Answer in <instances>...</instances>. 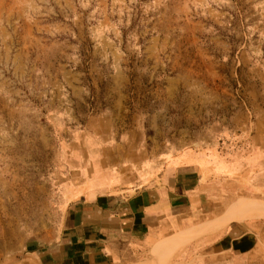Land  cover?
<instances>
[{
	"label": "rangeland",
	"instance_id": "374dc122",
	"mask_svg": "<svg viewBox=\"0 0 264 264\" xmlns=\"http://www.w3.org/2000/svg\"><path fill=\"white\" fill-rule=\"evenodd\" d=\"M209 145L264 147V0H0V257Z\"/></svg>",
	"mask_w": 264,
	"mask_h": 264
},
{
	"label": "crops",
	"instance_id": "0c3cea01",
	"mask_svg": "<svg viewBox=\"0 0 264 264\" xmlns=\"http://www.w3.org/2000/svg\"><path fill=\"white\" fill-rule=\"evenodd\" d=\"M135 167L118 176L123 187L69 200L47 236L0 264H264V217L236 206L264 201V147H191Z\"/></svg>",
	"mask_w": 264,
	"mask_h": 264
},
{
	"label": "bare ground",
	"instance_id": "6f19581e",
	"mask_svg": "<svg viewBox=\"0 0 264 264\" xmlns=\"http://www.w3.org/2000/svg\"><path fill=\"white\" fill-rule=\"evenodd\" d=\"M241 218H256V217H264V202L260 200H254L249 209L245 212L241 213ZM234 218L233 216L227 215L225 220H230Z\"/></svg>",
	"mask_w": 264,
	"mask_h": 264
}]
</instances>
